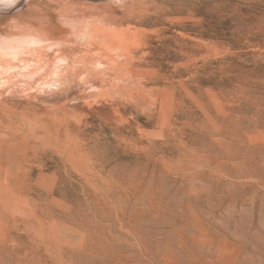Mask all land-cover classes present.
Returning a JSON list of instances; mask_svg holds the SVG:
<instances>
[{
	"label": "rangeland",
	"instance_id": "1",
	"mask_svg": "<svg viewBox=\"0 0 264 264\" xmlns=\"http://www.w3.org/2000/svg\"><path fill=\"white\" fill-rule=\"evenodd\" d=\"M138 1L118 68L0 100V264H264V0Z\"/></svg>",
	"mask_w": 264,
	"mask_h": 264
},
{
	"label": "bare ground",
	"instance_id": "2",
	"mask_svg": "<svg viewBox=\"0 0 264 264\" xmlns=\"http://www.w3.org/2000/svg\"><path fill=\"white\" fill-rule=\"evenodd\" d=\"M184 2L151 1L155 13L163 15ZM24 3L20 0L12 8L0 7V100L91 87L101 71L118 68L117 60L106 61L100 54L103 44L119 38L125 46L129 30L125 25L145 19L137 10L141 6L138 0H43L28 3L26 8ZM119 6L129 8L121 14ZM90 57L97 59L89 62ZM83 70L85 76L80 75Z\"/></svg>",
	"mask_w": 264,
	"mask_h": 264
},
{
	"label": "snow or ice",
	"instance_id": "3",
	"mask_svg": "<svg viewBox=\"0 0 264 264\" xmlns=\"http://www.w3.org/2000/svg\"><path fill=\"white\" fill-rule=\"evenodd\" d=\"M17 0H0V7L12 8L16 5Z\"/></svg>",
	"mask_w": 264,
	"mask_h": 264
}]
</instances>
